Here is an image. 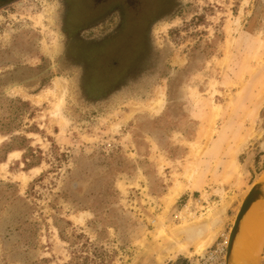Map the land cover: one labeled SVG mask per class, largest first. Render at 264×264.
Returning <instances> with one entry per match:
<instances>
[{
	"label": "rangeland",
	"instance_id": "obj_1",
	"mask_svg": "<svg viewBox=\"0 0 264 264\" xmlns=\"http://www.w3.org/2000/svg\"><path fill=\"white\" fill-rule=\"evenodd\" d=\"M176 1L137 81L97 99L65 56L69 3H0V264H172L226 209L229 237L264 172V110L239 106L249 83L264 98V0Z\"/></svg>",
	"mask_w": 264,
	"mask_h": 264
},
{
	"label": "flooded vegetation",
	"instance_id": "obj_2",
	"mask_svg": "<svg viewBox=\"0 0 264 264\" xmlns=\"http://www.w3.org/2000/svg\"><path fill=\"white\" fill-rule=\"evenodd\" d=\"M10 0H0V3ZM65 56L78 61L80 96L97 99L137 81L148 58L150 32L177 12L176 0H65ZM65 5V4H64ZM143 75V74H142ZM135 78V79H134ZM82 96V97H83Z\"/></svg>",
	"mask_w": 264,
	"mask_h": 264
},
{
	"label": "crops",
	"instance_id": "obj_3",
	"mask_svg": "<svg viewBox=\"0 0 264 264\" xmlns=\"http://www.w3.org/2000/svg\"><path fill=\"white\" fill-rule=\"evenodd\" d=\"M254 84L253 83H249L247 84L244 92H245V98L243 101H241V107H245L247 110L246 112H249V118H259L261 115V112L264 110V98L261 97V91L252 88V90L250 89ZM248 92V93H247ZM247 93V94H246ZM227 101L224 102L223 107L227 108L228 106H226ZM239 103V101H238ZM245 148H242L241 151L239 153H237V157L241 156L242 154H246V162H252V163H258L257 162V157L256 154L253 153L251 150L247 151L245 153ZM263 156H259V158H262ZM250 167V166H249ZM242 171L244 173H248L247 175H249V178L253 177V175L256 173L254 170H252V168H248V165L246 164L244 166V168L242 169ZM246 171V172H245ZM248 178V177H247ZM218 201V200H217ZM221 200L219 199L218 202H220ZM214 203V201L212 202ZM256 209H264V202H261L259 204H257ZM261 207V208H260ZM220 208V207H219ZM257 211V210H256ZM253 210L250 213V217L253 214ZM217 221L215 222V224L213 225L214 229L219 230L220 232L218 233L216 240L218 239V237H220L221 235H223L225 233L226 229H229L230 226L232 225L233 219L230 218V213H228L227 209L226 211L223 210L222 212H219V214H217ZM250 217H248L245 221V223L250 220ZM243 226V235L242 238H245L248 233L250 234V230H249V221L247 222V225ZM248 226V227H247ZM247 227V229H246ZM262 231H261V235H260V244L264 243V225L262 227ZM207 230V228H205ZM246 229V230H245ZM224 231V232H223ZM245 231V234H244ZM214 232V231H212ZM215 233V232H214ZM247 233V234H246ZM216 236V234H215ZM262 237V238H261ZM197 239V238H196ZM196 239H194L192 242H194ZM244 242V240H243ZM262 244L260 245L262 247ZM195 245L194 244H190L187 246V250L183 249V250H178V252H175V254L171 257V259H169L168 262H172V264L177 263V264H193L194 262V258L197 255V253L195 252ZM259 246V250H261V247ZM245 248V247H244ZM183 258V260L181 262H179V259Z\"/></svg>",
	"mask_w": 264,
	"mask_h": 264
},
{
	"label": "bare ground",
	"instance_id": "obj_4",
	"mask_svg": "<svg viewBox=\"0 0 264 264\" xmlns=\"http://www.w3.org/2000/svg\"><path fill=\"white\" fill-rule=\"evenodd\" d=\"M57 88H59L61 90V93H63L62 91H64V88L62 86H57ZM164 98H165V96L163 94H159L158 99L156 101V106L152 108L154 112H160L163 109V107L165 105ZM60 102L63 103L62 97H60ZM17 152L18 151L11 152L10 156L16 154ZM263 177H264V174H263ZM175 195H176V191H174V193H171V195H169V197L166 198L168 201L167 202L168 205L171 204ZM261 202H264V201L263 200L258 201L257 203H255L252 206V208L250 210V213L252 210L254 212L251 215V217H250V214L248 216V217H250V220H248L249 221L248 226H249L250 234L248 233V235L245 238H242V241L244 240V242H242V244H238L236 246V248H234V251H233L234 257L238 263L253 262V260H255V258H256V255L258 256V253H259L258 248L262 244V243L260 244V242H261L260 241V235H261V231L263 229L262 227L264 225V209H262V210H260L259 208L256 209L257 207H255V206H257V204H259ZM247 222L245 223V226L247 225ZM247 227H246V229H247ZM207 231L208 230H206L205 228H200V229H197V231H196V238L197 239L194 241V242H196L194 247H195V252L197 254H198V252H199V254H200V252L204 253L203 249L210 242H212V240L215 239V237H216L214 232H207ZM162 233H163V229L161 227H157L156 235L160 236ZM263 233H264V231H263ZM244 234H245V231H244ZM243 236H245V235H243ZM184 246L185 245H182L181 248H178V250L185 249ZM176 248H177V246H176Z\"/></svg>",
	"mask_w": 264,
	"mask_h": 264
},
{
	"label": "water",
	"instance_id": "obj_5",
	"mask_svg": "<svg viewBox=\"0 0 264 264\" xmlns=\"http://www.w3.org/2000/svg\"><path fill=\"white\" fill-rule=\"evenodd\" d=\"M106 98H102V100H105ZM264 172L261 174V176L252 184L250 187V190L245 194L242 203L238 209V213L236 215V218L234 220L232 229L229 233L227 246H226V260L225 264H260L261 256H262V249L263 245L261 247V250L258 253V256L256 255L255 260L253 262H245V263H238L235 260L234 257V248L238 244H242V236H243V226L250 214V210L252 206L257 203L258 201L263 200L264 201Z\"/></svg>",
	"mask_w": 264,
	"mask_h": 264
},
{
	"label": "built area",
	"instance_id": "obj_6",
	"mask_svg": "<svg viewBox=\"0 0 264 264\" xmlns=\"http://www.w3.org/2000/svg\"><path fill=\"white\" fill-rule=\"evenodd\" d=\"M227 236L221 235L220 239L205 249L204 253L196 255L193 264H225Z\"/></svg>",
	"mask_w": 264,
	"mask_h": 264
},
{
	"label": "trees",
	"instance_id": "obj_7",
	"mask_svg": "<svg viewBox=\"0 0 264 264\" xmlns=\"http://www.w3.org/2000/svg\"><path fill=\"white\" fill-rule=\"evenodd\" d=\"M88 244V247H89V243H87ZM87 244H85V245H87ZM89 249V248H88ZM103 255V252H100L99 254H97V257H100V256H102ZM88 260H90V258L89 257H87L86 259H85V263L86 264H88Z\"/></svg>",
	"mask_w": 264,
	"mask_h": 264
}]
</instances>
